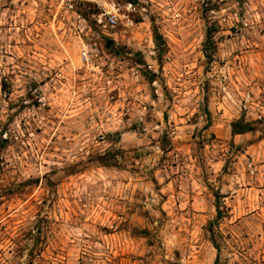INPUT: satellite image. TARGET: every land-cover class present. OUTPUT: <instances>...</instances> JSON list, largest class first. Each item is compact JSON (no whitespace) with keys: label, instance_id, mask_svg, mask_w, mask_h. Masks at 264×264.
<instances>
[{"label":"rangeland","instance_id":"374dc122","mask_svg":"<svg viewBox=\"0 0 264 264\" xmlns=\"http://www.w3.org/2000/svg\"><path fill=\"white\" fill-rule=\"evenodd\" d=\"M118 1L0 0V264H264V0Z\"/></svg>","mask_w":264,"mask_h":264},{"label":"built area","instance_id":"2783aa9c","mask_svg":"<svg viewBox=\"0 0 264 264\" xmlns=\"http://www.w3.org/2000/svg\"><path fill=\"white\" fill-rule=\"evenodd\" d=\"M56 13L61 10L64 14L72 13L76 18H81L76 12L77 7L91 6L90 18L94 25L106 32L115 29L120 19L124 18L121 10L131 11L130 3L122 5L118 0H54ZM83 21V20H82ZM80 59L83 62L90 61V54L86 46L80 48Z\"/></svg>","mask_w":264,"mask_h":264},{"label":"trees","instance_id":"16d2710c","mask_svg":"<svg viewBox=\"0 0 264 264\" xmlns=\"http://www.w3.org/2000/svg\"><path fill=\"white\" fill-rule=\"evenodd\" d=\"M235 130H233V133L235 134H240V133H244L247 132L249 129H247V127H240L239 125H235ZM220 217V211L219 208L217 207V218Z\"/></svg>","mask_w":264,"mask_h":264}]
</instances>
